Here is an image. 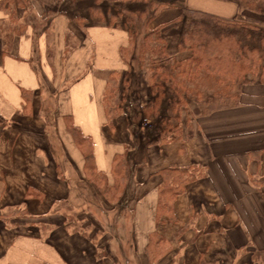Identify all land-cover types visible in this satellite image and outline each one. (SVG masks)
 Masks as SVG:
<instances>
[{"label":"crops","instance_id":"0c3cea01","mask_svg":"<svg viewBox=\"0 0 264 264\" xmlns=\"http://www.w3.org/2000/svg\"><path fill=\"white\" fill-rule=\"evenodd\" d=\"M86 1L0 0V264H264V81L246 76L235 104L215 111L188 105L180 137L137 146L132 110L109 119L104 105L109 74L127 68L128 33L81 18ZM216 1L185 4L240 11ZM68 121L109 185L114 156L128 151L121 201L89 183ZM172 167L201 172L157 215Z\"/></svg>","mask_w":264,"mask_h":264},{"label":"trees","instance_id":"16d2710c","mask_svg":"<svg viewBox=\"0 0 264 264\" xmlns=\"http://www.w3.org/2000/svg\"><path fill=\"white\" fill-rule=\"evenodd\" d=\"M232 1L240 11L231 19L190 9L185 0L86 1L88 13L81 18L127 30L128 44L119 50L127 68L109 74L104 105L109 119L132 110L131 117L138 118L134 144L176 139L182 134L181 112L188 105L202 113L215 111L235 104L233 86L239 88L246 76L263 80L264 0ZM171 8H179L177 17L149 26L162 11ZM258 13L263 19L256 16ZM143 71L147 81L144 103L139 88ZM141 118L150 119L145 132ZM67 129L83 154L89 183L106 202L121 201L131 170L128 151L114 156L113 183L109 185L106 175L95 169L91 140L69 121ZM200 172L195 168L163 169L157 215L171 211L173 198Z\"/></svg>","mask_w":264,"mask_h":264},{"label":"rangeland","instance_id":"374dc122","mask_svg":"<svg viewBox=\"0 0 264 264\" xmlns=\"http://www.w3.org/2000/svg\"><path fill=\"white\" fill-rule=\"evenodd\" d=\"M220 1V0H219ZM221 1H226V0H221ZM216 2H218V0L216 1ZM207 7V8H206ZM211 7L212 6H208V5H206L205 6V8L206 9H211ZM179 9V8H178ZM78 12H80V14H85L86 13V9H85V6L84 5H81L80 6V8L78 9ZM124 31H126L127 32V30L126 29H123ZM257 42H259L258 40H257ZM263 50H264V47H263ZM264 54V53H263ZM142 81V82H141ZM263 81H264V78H263ZM112 82V81H111ZM114 83V82H113ZM113 83H111V85H113ZM140 85H139V88H140V91L142 92V95H141V97H140V99H141V102L142 103H144L145 101H146V98H145V96L146 95H144V91L146 92V83L144 82V71L142 72V75H141V79H140V83H139ZM145 84V85H144ZM206 83H204V85H205ZM116 85H118V84H116ZM238 90H239V88L238 87H236L235 88V86H233V91L232 92H238ZM146 94V93H145ZM125 102V100H123L122 101V103H124ZM139 117V116H138ZM138 118L136 117L135 119H134V122L136 123V122H138V121H136ZM141 123H142V125H141V127H142V131H144L145 132V130H147L148 128H150V119H146V118H141Z\"/></svg>","mask_w":264,"mask_h":264}]
</instances>
